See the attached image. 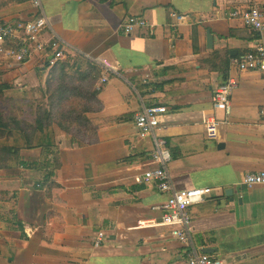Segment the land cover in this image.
I'll list each match as a JSON object with an SVG mask.
<instances>
[{"label": "crops", "instance_id": "1", "mask_svg": "<svg viewBox=\"0 0 264 264\" xmlns=\"http://www.w3.org/2000/svg\"><path fill=\"white\" fill-rule=\"evenodd\" d=\"M41 1L56 49L78 58L82 72L105 59L114 73L98 93L103 109L96 118L105 124L95 142L63 133L55 150L21 153L24 162L44 158L54 172L58 187L50 189L51 199L32 183H21L20 170L0 171V192L17 194L0 211L16 212L23 224L13 232L9 221L10 229L0 231L7 232L0 236V264H186L187 249L171 230L148 226L160 221L168 196L153 184L136 183L157 163L154 138L139 136L133 116L157 102L170 110L156 137L167 144L175 189L212 190L190 211L197 246L215 258L233 254L229 264H264V185L244 184L249 173L264 172V74L237 76L226 116L212 102L222 76L198 64L213 51L231 50L234 57L258 44L230 15L248 0ZM258 3L264 14V0ZM32 11V4L11 5L0 10V23L25 21ZM174 14L188 17L190 26H177ZM130 19L149 24L150 37L146 31L122 33ZM213 116L227 124L209 140L205 123ZM140 222L146 225L138 228Z\"/></svg>", "mask_w": 264, "mask_h": 264}, {"label": "built area", "instance_id": "2", "mask_svg": "<svg viewBox=\"0 0 264 264\" xmlns=\"http://www.w3.org/2000/svg\"><path fill=\"white\" fill-rule=\"evenodd\" d=\"M32 17L25 19L21 23H0V59L13 65H20L25 61L33 60L43 55L48 43L50 42L49 30L50 24L43 2L33 0ZM231 18L238 20L240 24L257 37L258 44L250 53L241 58L231 60V68L237 75L233 76L232 71L227 82L216 88L212 102L213 108L230 114L229 103L233 91L238 87L237 76L245 72H259L264 74V14L261 11L258 0H248L247 6L231 11ZM177 17V26L188 25V17ZM152 27L143 19H130L125 26L120 28L124 34H134L136 31H152ZM66 59L65 52L58 50L53 57L49 58L51 67ZM101 68L100 83L97 87L101 90L107 86L114 73L113 66L105 59H97L95 62ZM168 107H150L144 108L133 116L135 125L141 138L153 137L155 140V151L153 160L157 167L145 171L141 176L136 177V183L139 186L155 185L158 190L168 196V200L161 210L160 221L148 225L149 227L168 228L171 230L172 237L186 247V264H229L233 256L226 258H215L204 253L196 244L190 229L192 220L190 211L193 207L203 204L205 199L212 193L209 188L193 189L187 191H177L172 182L169 171L171 155L166 148V142L157 138L156 133L161 125V118L169 112ZM261 114L264 116V107ZM227 124L226 119H220L215 116L209 118L206 125L207 138L215 140L218 136L220 126ZM245 186L251 188L258 185H264V172L249 173L244 178ZM145 222L138 223V228L145 226ZM103 234H100L93 241L94 247L101 246Z\"/></svg>", "mask_w": 264, "mask_h": 264}, {"label": "trees", "instance_id": "3", "mask_svg": "<svg viewBox=\"0 0 264 264\" xmlns=\"http://www.w3.org/2000/svg\"><path fill=\"white\" fill-rule=\"evenodd\" d=\"M33 0H3L4 6L28 5ZM32 17V16H31ZM19 20L17 23H21ZM247 30V29H246ZM255 36V35H254ZM255 38H257L255 36ZM56 42H49L47 46L48 55L27 60L29 62H41L36 72L41 78L46 74V86L42 89L44 101L31 102L24 104L13 98H8L5 93L19 87L16 82H9L6 76L10 73L7 66H19L0 59V104L3 109L0 111V171L20 170L21 183L30 182L34 188L46 191V196L51 199V188L58 187L54 182V172L49 170L43 159L37 162H24L21 159L23 151H34L41 149L43 154L55 150L59 147L57 142V132H64L74 137H84L82 128H93V139L96 140L98 127L105 123L89 118V115L98 113L103 109V104L98 98V78H100L101 68L96 64L93 66L88 63L85 72L77 71L74 64L78 58H69L57 63L54 67L50 66L49 58L53 57L58 51ZM46 51V52H47ZM251 50L240 51L237 56H231V50L213 51L207 59L198 64L203 69L218 72L225 84L231 73V60L241 58L250 53ZM53 54V55H51ZM51 55V56H50ZM20 64V65H22ZM236 73V72H235ZM17 85V86H16ZM25 86H27L25 84ZM27 103V102H26ZM162 104L154 103L150 107H158ZM27 107L35 109V117L27 119L25 111ZM34 115V114H33ZM118 122L126 121V117L116 118ZM110 122V120H109ZM93 127H91V126ZM16 202L15 192H0V205L5 202ZM7 221L3 222L0 211V231L2 224L6 227L12 222L16 232L23 229V224L17 220L16 212H7ZM7 223V224H6ZM24 239L28 236L24 233Z\"/></svg>", "mask_w": 264, "mask_h": 264}, {"label": "rangeland", "instance_id": "4", "mask_svg": "<svg viewBox=\"0 0 264 264\" xmlns=\"http://www.w3.org/2000/svg\"><path fill=\"white\" fill-rule=\"evenodd\" d=\"M2 2H3V0H0V10L8 9L9 6H4V4ZM18 21L19 20H17V21H15V20H6V21H2V22L3 23H8V24L9 23L15 24V22H18ZM46 51H47V48L43 52V56L46 55V54L48 55L49 52L48 51L46 52ZM51 55H53V54H51ZM79 62H80V60L78 59V60H76L74 62V64H75V66L77 68V71H80L82 73L80 68H78V63ZM41 64H42L41 62H36V61L31 62V64L25 63V64H22V65H19V66H7V64H6L5 68H7V70H9L10 73L6 76L5 80H7L9 82H13L14 81V82H16V84L19 85V87L14 89V90H12V91L6 92L5 95L8 98H13V99H16L18 101H21L24 104H30L31 102L33 103L35 101L36 102L44 101V96H43V93L41 94V91L46 86V78H47V76L45 74L41 78H39L38 77V73L36 72V69ZM25 84L27 86H25ZM99 91L100 90H98V93H99ZM2 109H3V105L0 104V111ZM96 112L97 111H95V114H93V115H89V118L97 119L96 116L99 113H101V111H99L98 113H96ZM25 115H26L27 119H32V117H35V109L27 107V109L25 111ZM82 132H84V137H81L79 139H81L83 141L90 140L93 137V128H90V127H88V129L82 128ZM63 133L64 132H57V136H59V135H61ZM0 207H1V205H0ZM7 216L9 217V215H6L5 213H3V215L1 216V219L3 221H5L7 219ZM1 226H2V230L6 229V226H4L3 224ZM3 234H7V232H5V231L1 232L0 236H2Z\"/></svg>", "mask_w": 264, "mask_h": 264}, {"label": "water", "instance_id": "5", "mask_svg": "<svg viewBox=\"0 0 264 264\" xmlns=\"http://www.w3.org/2000/svg\"><path fill=\"white\" fill-rule=\"evenodd\" d=\"M207 35H208V45H207V46H208L210 49H212V48H213V37H212V35H211L210 32H208ZM227 195H228V196L232 195V192H231V191H230V192H227Z\"/></svg>", "mask_w": 264, "mask_h": 264}]
</instances>
